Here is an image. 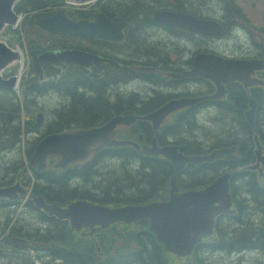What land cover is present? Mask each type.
Segmentation results:
<instances>
[{
    "label": "flooded vegetation",
    "instance_id": "af4514ba",
    "mask_svg": "<svg viewBox=\"0 0 264 264\" xmlns=\"http://www.w3.org/2000/svg\"><path fill=\"white\" fill-rule=\"evenodd\" d=\"M47 1L52 4L46 6L45 11L35 13V15H42L31 19L35 26H38L35 24L38 18L51 16L60 9H64L66 14L75 20H93V14L101 11L110 21L125 22L127 26L124 28V37L121 42L96 40L75 32L51 31L41 26H38V29H33L36 36L41 33L44 39H48V35L51 34V36L59 38L57 43L53 44L56 47L53 49L54 51L74 49L115 61L97 62L85 67L65 61L40 60L38 55L42 51L35 52L39 62L37 67L40 68L39 77L35 82L42 86L43 91L44 84L53 80L51 77L50 79L47 78L46 75L44 77L46 64V67L54 68L57 71L56 81L63 77L67 70L75 73V82L94 92L101 89V84L95 80L97 76L112 75L108 78L111 86L109 88L107 85L101 100L106 104V97L109 95V102L120 103L121 101L123 102L121 106L124 108L119 110L113 106L112 109H109L108 119L116 116L133 115L140 120L141 117L156 111L172 100L193 99L191 104L170 112L158 130L152 128V131L149 123L142 120L138 121L145 123L150 130V138L147 140L144 137L145 131L140 127L141 131L138 134L143 135L140 144L150 145L151 137H154L157 145L161 147L176 146L179 152L186 155H204L218 148H229L230 157L217 158L211 161L205 160L199 163H186V167L184 166L178 172L175 171L174 164L170 160L160 155L154 156L157 157L156 164L158 165L155 175L159 177L162 173L164 176L160 181L161 189L158 191V197L161 195L162 197L153 201H165L169 198L172 176L177 177L179 192H183L202 190L220 175L228 174V194L230 196L228 211L220 212L214 216L212 234L202 237L194 245L192 253L186 256L188 261L183 260L180 264H209L204 253H219V257L222 259L224 257L230 258V255L236 252L242 253L241 257H244L243 253L256 249L264 257V68L255 69L247 74L250 79L261 80L263 83L245 86L237 80L229 81L223 85L224 97L213 100L208 98L216 91V86L211 80L202 76L179 75L192 70L194 61L200 56L214 55L220 59L236 61L264 60V9L258 7V3L261 4L260 0ZM159 11L187 16L189 20H193V24L175 26L161 22L156 19ZM23 17L22 13L18 14L16 24L10 27L16 30ZM208 22L219 25L224 30L223 33H221V28L220 33L209 34L205 32L204 26ZM22 38H24V33ZM25 49L27 50L26 61L18 51L19 57L12 64L16 62L27 64L31 52L28 42L25 43ZM112 58H118L121 61ZM206 66H201V68ZM8 68L2 72L5 74L15 69L14 67L7 70ZM129 73H131L130 78L128 77ZM57 83L58 90L47 89L45 94H51L49 92L60 94L64 90L65 81L61 84ZM19 85L23 87L24 84L20 83ZM26 85L27 83L20 93L23 114V105L32 107L29 96H35L34 104H36L37 98L44 96V93L42 95L35 93V91L29 94L28 85ZM126 88L130 89L122 94V89ZM67 96L72 100L76 99V95L72 92H68ZM253 102H255L254 112L250 114L247 110ZM239 104L238 110L236 105L239 106ZM37 106L40 107L38 111L41 112L42 120L38 123V130L34 131L36 136L23 144L21 153L17 154L18 157L9 158L5 163L8 177L0 178V188L16 186L23 190L22 192H19L18 189L13 190L12 194L16 197L11 200L0 197V210L6 209L16 212L15 215L10 214L0 225V228L5 230V233L0 236V247L8 245L10 250L18 248L21 251H25L26 247L31 252H39L34 254L33 258L44 261V246L48 244L46 242L48 238L45 236H53L55 232L49 231L64 224L69 237L73 240L71 245L88 240L95 248L94 258L113 260L120 257L113 256L114 253L107 251L104 247L102 249L105 250L106 254L101 250V245L113 243V239H104L102 237L104 233L101 232L105 229L106 234L114 229L116 232L118 230L125 231L126 229H135L134 225H136L143 227V229L138 230V237L140 238L138 244L135 243L134 245L132 241H125L126 243L123 245L127 251L125 257L128 262L134 260L133 254H135L138 264H176V260L171 256L175 254L164 250L163 244L148 229V220L146 219L138 220L137 223L139 224L136 222L120 224L122 222H118L105 228L95 226L93 231H89L88 226L82 225L77 230L71 228L69 218H61L44 210V204L57 205L61 209H66L70 203L79 200L76 198L79 194L86 196L102 194L95 189L97 178L100 176H97L96 171L89 170L90 164L95 162L94 157L97 152L90 156V163L84 168L81 167V164H78L77 167L68 165L63 169L57 168L54 166L55 159L52 156L47 158L45 167L39 171L30 164V156L35 146L48 135H44V130H46L43 121L44 108L40 105ZM220 108L223 109L220 110ZM57 113L61 116L69 114L63 110V107L59 108ZM249 117H251V121H249ZM197 119L202 121L201 125L198 124ZM178 121L188 124L184 126V130L181 132L180 129L172 130L169 128L170 125H174ZM212 121L217 122V126L213 129L210 127ZM85 125L87 124L73 130L99 126L97 124L89 127ZM123 129L122 126L115 127L114 137L116 139L135 140L131 130L126 136H122L121 131ZM156 131H159L160 136L154 134ZM200 131L212 132L209 137H205L202 133V138L210 139L208 143L199 141L198 137L196 138ZM185 132L189 135L188 137L181 136ZM30 134L31 132L21 135V142H23L24 137ZM192 140L197 142L196 146L199 151L195 153L182 151V145L193 151L195 147ZM14 148L16 146L11 150ZM110 148L117 147L110 146L103 149ZM3 151H6V148H3L0 143V157ZM51 159L53 160V169L48 167ZM23 171L29 172V175H24ZM44 173L49 178H46ZM84 173L88 174L87 178L91 184L90 190L84 183ZM53 182L56 183L55 187ZM81 191H86V193H81ZM86 198L80 200L116 207L114 204L97 203L89 200V197ZM150 202L152 201L147 203ZM219 203L215 202V205H219ZM96 230L102 231H98L95 235ZM44 231L47 232L44 234ZM99 233L101 235L97 237ZM242 234L249 235V241L241 246L231 248L230 240ZM81 237L85 239L81 240ZM120 240V237L116 238L114 244H120ZM14 256L16 261L22 264H30L27 260ZM40 261H36L34 264ZM232 261H236L238 264H246L247 262L246 259L240 258ZM40 263L44 264V262ZM94 264L99 263L95 261ZM104 264L110 263L105 262Z\"/></svg>",
    "mask_w": 264,
    "mask_h": 264
},
{
    "label": "water",
    "instance_id": "95a60500",
    "mask_svg": "<svg viewBox=\"0 0 264 264\" xmlns=\"http://www.w3.org/2000/svg\"><path fill=\"white\" fill-rule=\"evenodd\" d=\"M18 0H0V32L5 26H13L18 20V14L13 10L14 3ZM86 2L89 0H77ZM186 18V20H185ZM156 19L175 26H188L193 24L187 16L173 12H163L156 15ZM196 22V21H195ZM35 24L51 31L75 32L86 35L92 39L107 42H121L124 37L125 22L115 23L110 21L101 11L93 14V20H75L69 17L64 9L57 10L53 15L40 17ZM204 24V23H203ZM220 26L212 22L205 23L204 31L207 33H220ZM223 33V29L221 28ZM19 57L18 51L12 50L0 41V87L12 88L15 77L2 78L1 72L5 70ZM40 60L65 61L80 66H89L92 63L106 62L100 55L81 52L74 49L45 50L38 55ZM201 68V66H205ZM264 60L236 61L220 59L214 55L200 56L194 61L192 70L179 74L180 76H202L211 80L216 86L212 98L224 94L223 85L229 81H240L243 85L263 83L261 80L250 79L248 73L255 69H263ZM189 99L172 100L163 105L159 110L141 117L151 121L153 130L160 129V123L166 112L191 104ZM163 112V113H162ZM251 113V112H250ZM133 115L116 116L110 118L104 125L87 129L66 130L48 134L42 138L34 148L30 156V164L41 170L46 165L49 156L55 159L54 166L60 169L81 164L84 168L90 163V156L104 147L132 146L138 154L156 156L162 154L170 160L175 171H180L186 163H199L211 161L217 158L230 157L228 152L216 149L211 154L203 157L187 156L179 153L176 146L161 147L152 141L150 148L141 149L135 142L118 141L114 137L116 125L128 126L136 121ZM251 121V117L248 118ZM42 120L41 113H37L36 121ZM139 139H141L139 137ZM228 174L217 177L212 183L202 190L179 192L177 177L170 180L169 198L165 201H152L140 205H125L109 207L94 204L86 200H76L61 209L57 205L44 204V210L61 218H69L71 228L79 230L82 225L88 226L93 231L95 226L105 228L113 223L122 222L129 224L138 220H148V229L163 244L164 250L186 257L192 253L194 245L202 237L210 236L213 232L214 216L220 212H227L230 206L228 194ZM18 189L12 187L0 188V197L13 199L16 195L12 191ZM215 202H220L215 205ZM42 206V204H40ZM249 235L242 234L230 240V247L241 246L249 241Z\"/></svg>",
    "mask_w": 264,
    "mask_h": 264
},
{
    "label": "trees",
    "instance_id": "16d2710c",
    "mask_svg": "<svg viewBox=\"0 0 264 264\" xmlns=\"http://www.w3.org/2000/svg\"><path fill=\"white\" fill-rule=\"evenodd\" d=\"M50 4L52 3H49L47 0H44V2L43 0H18L14 6V10L16 11V13L18 14L22 13L23 15L29 12L41 13L42 11H45L46 10L45 7L46 6L48 7ZM119 10L120 9L118 7V11ZM40 15L42 14L39 15L32 14V16L30 17L24 15V17L21 19L19 26L16 28L18 29L17 31L12 29L10 26H7L5 27V30L2 33H0V36L3 37L6 31H10V32L14 31L15 33H17L19 30L24 31L23 33H24L25 41L28 42V46L31 51L28 59V65H30V69L27 71L25 75L21 77L20 83L22 84L27 83L28 85L27 91L29 94H32L35 91V93L43 95V93L45 94L47 89L58 90L57 82L61 84L63 81H65L64 90L60 92L59 98L62 101L61 105L63 107V110L68 112L69 114L65 116H61V114L56 112L55 116L52 117L53 121L48 120L47 123L46 122L44 123V125L46 126V130H44V135L54 132L73 130L74 128H78L79 126H82L84 124H87L85 125L87 127L96 124L97 125L103 124L108 120V116L110 114L109 109H112L113 106L119 110L120 108L121 109L124 108L121 106V104L123 103L121 101L120 103H117L116 101L109 102V95H107L106 97V104L101 100V97L107 85H109V88L111 86L108 81V78L112 77V75L102 76V77L97 76L95 80L101 84V89L97 92H94L92 90L83 88L79 83L75 82L76 80L75 73L67 70L66 73H64L63 77H60L56 81L55 75L57 74V71L54 68L46 67L45 64L44 77L46 75L47 78L50 79L51 77L53 80L44 84V91L42 86L35 82V80H37V78L39 77V73H40V68L37 67V63L39 62L36 59L35 52L53 50L54 48H56L53 45L54 42H51L50 39H44V45H40L39 42L31 38L32 35L36 36V34L33 33V29L29 30L28 26L33 27L34 29L36 28L38 29L39 27L35 26L31 19L36 18V16H40ZM112 59L121 61L118 58H112ZM13 71H15V69H12L8 73L3 74V76L4 77L10 76L11 74H13ZM129 74L128 77L129 76L131 77V73ZM22 88L23 87L21 86V89ZM0 90L2 91L0 92V94L6 98V100L0 102L1 104L0 143L3 148H6V150L10 151L19 142L22 143L20 139L21 135H23L24 133H29L38 130L39 124L35 122L36 121L35 115L38 112V110H40V107L37 106V101L36 104H34L33 102L35 96L34 95H32V97L29 96L31 101V106H35V109L30 111L29 105H23L24 114L22 115L20 98L18 97L17 99H12L11 96L14 94V92H12V90L8 88L0 87ZM68 92L74 93L76 95V99L75 100L70 99L67 96ZM65 98H67V100H65ZM86 101H89L91 104ZM236 107L239 110L240 104L239 106L236 105ZM221 109L223 108H220V110ZM77 121L80 123H78ZM186 125L188 124H186L183 121H178L174 125H170L169 128H171L172 130H177V129H181V126H186ZM140 127L145 131L146 134L144 137L145 139L148 140L150 138V130L149 127L142 122H136L124 128L121 131L122 136H126L129 130H131L133 136H137L138 133L141 131ZM154 134L160 136L159 131L158 132L156 131ZM196 143L197 142L195 140H192V144H194L195 147L193 148V151L191 149L186 148L184 145H182V151L184 152L188 151V153L198 152L199 149L197 148ZM100 151L97 152V154H95L94 157L95 162L94 163L92 162L90 164L89 170L92 169L93 171H96L97 176L98 175L100 176V178L97 180L95 189L99 191L102 195L94 196L87 193L90 196L79 194L76 198L81 199V198L89 197V200H93L97 203H109V204H114V206H125V205H133V204H143L162 197V195L158 197L159 195L158 191L161 189L160 181L163 179L164 174L161 173L159 177L155 175V170L156 168H158V165L156 164L157 157L140 155L132 146L103 149L101 152ZM117 160H121L125 162L124 164L123 163L117 164L116 163ZM114 162L116 166H112L111 167L113 168L112 170H108L106 172L101 171L103 167H106L108 166V164ZM50 163H53L52 159ZM136 163H138V165H136ZM106 173L110 175L113 184L104 186L103 176ZM44 176L46 178H49L47 175H45V173ZM87 177L88 174L84 173V177H83L84 183L86 187L90 190L91 184ZM53 185L55 187L56 183L53 182ZM121 188L123 189L121 190ZM122 192H124V194H122ZM81 193H86V191H81ZM134 227L135 229H129V230L126 229L125 231L118 230L117 232L114 229L108 234V236L111 234L113 238V242H115L116 238L118 237L121 238L120 244L116 248L112 247L111 243H105L101 245V250L105 254L106 252L104 249H102L103 247L106 248L107 251L113 252L114 253L113 256L120 257L118 259L100 260L98 257L94 258L95 248L93 247V244L90 243L88 240H85V242L82 241L78 244L71 245L73 240L71 237H69L64 224L63 225L61 224L60 226L54 228V230L49 231V232H55V234L51 237L49 236L46 237L48 238V240L46 241L48 244L44 246V250L47 252V256H48L47 259H54V260L57 259L59 260L60 263H64V264H94L95 261H97L99 264H104L105 262H109L110 264H138V262H136L137 257L135 254H133L134 260L132 262L127 261L125 257L127 251H125L124 249L125 247H123V242H122L123 240H125V241H132V244L134 245L135 243L138 244L140 240V238L138 237L139 236L138 230L143 229V227H137L136 225H134ZM98 231H102V230H96L95 235ZM101 233H104L102 236L104 239H109V237L106 235V229ZM51 239H53L54 241H52ZM80 239L84 240L85 238L81 237ZM7 246L8 245H2L0 247V258L2 257L1 255L5 253L4 249ZM26 250H28V248L25 247V251ZM15 251L19 252L20 250L18 248H15ZM178 258L184 261H186L187 259V257H178ZM161 260L163 259L161 258ZM176 264H180V262L176 261Z\"/></svg>",
    "mask_w": 264,
    "mask_h": 264
},
{
    "label": "rangeland",
    "instance_id": "374dc122",
    "mask_svg": "<svg viewBox=\"0 0 264 264\" xmlns=\"http://www.w3.org/2000/svg\"><path fill=\"white\" fill-rule=\"evenodd\" d=\"M260 2H261V4L258 3V5H259L258 7L264 9V0H260ZM16 3H17V1L14 3V6H15ZM14 6H13V10H14ZM251 9H254V8H251ZM35 13H37V12H29V13H26L24 15H27L28 17H30V16H32V14H35ZM21 17H22V15H21ZM28 29L31 30V29H34V28L28 26ZM16 30H18V29H16ZM29 30H28V33H29ZM12 32L13 31H11V32L10 31H6V34L3 37H0V41L3 42V43H5L12 50L19 51L24 56V58H25L26 57L25 55L27 53V50L25 49V43L26 42H25L24 38H22V36H23L22 33L24 31L20 30L19 33L17 32L18 34L12 33ZM31 38L34 39L35 41L39 42L40 45H44V36L41 35V33H38L37 36L32 35ZM48 39H50L51 42L57 43V40L59 38L58 37H53L51 35H48ZM25 61H26V58H25ZM10 66H9V68L7 70L15 67V71L13 72V75L11 74V76H14L15 77V81L16 82H18L19 79L21 80V77L27 73L28 68H29L28 61H27V64H25V63L22 64L21 62H16V63H14V64H12ZM1 74L3 75V72ZM8 77H10V76H7L6 78H8ZM21 86L22 85H19V88L16 87L15 89H10V90H12V92H14L13 95L16 97L15 98L12 95L11 96L12 99H17L18 97H20V93L22 92ZM24 86H25V83H24L23 87ZM129 89L130 88H126L124 90L122 89V94L123 93H126V91L129 90ZM0 92H2V91L0 90ZM49 93H51V94H49V95L44 94L43 97L37 98V105L42 106L44 108V110H45V111H43V121H44V123L47 122L48 120H52V115L54 113H56L59 108L62 107V105L60 103L61 102V99L59 98V94L58 93H52V92H49ZM23 97H25V96H23ZM3 100H6V98L3 97L0 94V102L3 101ZM0 106H1V104H0ZM34 109H35V106L30 107V111H32ZM32 114H35V113H32ZM197 120L199 122L198 124L201 125L202 124V121L199 120V119H197ZM203 125L206 126L207 124H203ZM216 126H217V122L216 121H212L210 123V127L212 129L215 128ZM181 130H184V126H181V129L179 131L181 132ZM202 133H203V135L205 137H209V136H211L212 132L211 131H203V132L200 131V132H198V135L196 136V138L198 137V140L199 141L201 140L204 143H208L210 139L202 138ZM35 136H36V134L33 132L30 135H28L27 137H24L23 142L22 143L19 142L16 145V148H14L13 150H11L9 152L7 150L6 151H3V153L1 154V157H0V178L8 177V175H7L8 170L5 167V163L9 160V158H11L13 156L18 157L17 154L21 153V148H22L23 144H26L25 143L26 141L32 140ZM181 136L188 137L189 135L186 134V132H185L184 134H181ZM116 163L119 164V163H122V162H120L119 160H117ZM52 165L53 164L50 163L48 165V167L49 168H52ZM136 165H137V163H136ZM112 166H116L115 165V162L108 164V166H106V167H103L101 171L102 172H106L108 170H112L113 169V168H111ZM23 174L24 175H29V172L23 171ZM99 178L100 177H98L97 180ZM103 179H104V186L113 184L112 183V179H111V177H110L109 174L106 173L103 176ZM93 182H95V180H93ZM96 184H97V181H96ZM122 189L123 188H121V190ZM10 214L15 215L16 212L7 211L6 209H1L0 210V225L3 224V222L8 218V216ZM24 224H26V223H24ZM133 231H135V230H133ZM46 232L47 231H44V234ZM4 233H5V230L0 229V236L2 234H4ZM100 235H101V233H99L97 235V237H99ZM106 235L108 236V234H106ZM45 237H47V236H45ZM108 237H109V239L110 238L113 239L110 236H108ZM122 242H123V245L126 243L125 240H123ZM118 245H119V243H116V244H114V242L111 243V246L112 247H115V248ZM30 248H32V247H30ZM4 251H5V253L3 255H1L2 257L0 258V264H22V263H20V262H18V261L15 260L16 257L14 255L21 257L23 260H27V262H29L30 264H34V262H35L36 259H35V257H34V259H32V258L34 256V254L39 253V252H36V251L31 252L30 249L29 250H26V251L16 252L15 250H12V249L10 250L8 248V246L4 249ZM241 254H238L236 252V253L231 254L230 255V258L224 257L222 259H221V257H219V253H213V254H206V253H204V256L208 259V263L209 264H238V262L232 261V260H237L239 258L240 259H246L247 260L246 264H252V263H255V264H264V257H262V253H260L256 249H252V250L246 251L245 253H243L245 255L244 257H241ZM171 256H173L174 259L177 262H182L183 261L182 259H179L178 256H175V255H171ZM47 258H48L47 252L44 251V264H64V263H60L59 260H57V259L54 260V259H47ZM186 261H188V259H186ZM40 262H42V261H40ZM40 262H37L36 264H41Z\"/></svg>",
    "mask_w": 264,
    "mask_h": 264
},
{
    "label": "bare ground",
    "instance_id": "6f19581e",
    "mask_svg": "<svg viewBox=\"0 0 264 264\" xmlns=\"http://www.w3.org/2000/svg\"><path fill=\"white\" fill-rule=\"evenodd\" d=\"M158 13H163V11H159ZM104 59H106V62H115V61H112V60H109L108 58H105L104 57ZM118 65H120V64H118ZM130 75V74H129ZM130 77V76H129ZM138 79V78H137ZM224 95H225V92H224V94L222 95V96H219V97H217V98H212V97H210V96H208V98H211L212 100L213 99H220V98H223L224 97ZM184 99V98H183ZM176 100H179V99H176ZM189 100H193V99H189ZM254 107H255V102H253V104H252V106L251 107H249V109L247 110V112H251V113H253L254 112ZM161 108V107H160ZM160 108H158V109H156V111L157 110H159ZM172 112V111H171ZM37 113H41L40 111H38ZM37 113H36V115H37ZM152 113V112H151ZM163 113V112H162ZM170 113V112H169ZM168 112H166L165 114H164V118H163V120L160 122V123H158V127L160 128V125L165 121V117L169 114ZM250 113V114H251ZM21 114L23 115V113H22V106H21ZM150 114V113H149ZM36 115H35V119H36ZM148 115V114H147ZM109 120V119H108ZM140 120H142V121H145V122H147V123H149L150 124V128H151V130H152V126H153V124H152V122L151 121H147V120H144V119H142V118H140ZM138 118L136 119V121L134 122V123H136V122H138V121H140ZM36 123H37V121H35ZM62 122V121H61ZM106 123V122H105ZM104 123V124H105ZM134 123H132V124H134ZM38 124V123H37ZM104 124H101V125H99V126H102V125H104ZM131 125V124H130ZM130 125H128V126H130ZM116 126H122V127H124V128H126V127H128V126H123V125H116ZM83 129H85V128H83ZM115 129V128H114ZM153 131V130H152ZM34 131H32L31 133H33ZM47 136V135H46ZM45 136V137H46ZM44 137V138H45ZM139 137L142 139V137H143V135L142 134H138L137 136H134L133 138L135 139V140H132V139H125V140H120V139H117L118 141H127V142H135V143H137L139 146H140V148L141 149H143V148H150L151 146H152V141H153V139L155 140V143L157 144V141H156V139L154 138V137H151V140H150V145H141L140 144V140L141 139H139ZM181 137V136H180ZM164 147V146H163ZM218 150H223V151H229V148H227V147H224V148H218ZM178 151V150H177ZM213 151H215V150H213ZM212 151V152H213ZM179 152V151H178ZM212 152H210V153H207V154H204V155H187V156H196V157H203V156H207V155H209V154H211ZM179 153H181V152H179ZM183 154V153H182ZM160 156H162L163 158H166L165 156H163L162 154H159ZM183 155H186V154H183ZM146 156V155H145ZM156 156H158V155H156ZM152 157H154V156H152ZM167 159V158H166ZM186 167V166H185ZM80 200V199H79ZM137 223V222H136ZM50 230V229H49ZM238 237V236H237ZM50 242V241H49ZM56 246V245H55ZM21 251V250H20ZM34 259V258H33ZM36 261H39L38 259L37 260H35V262Z\"/></svg>",
    "mask_w": 264,
    "mask_h": 264
}]
</instances>
